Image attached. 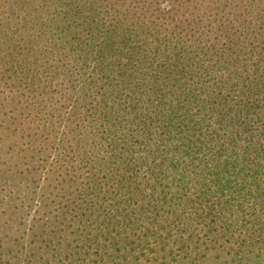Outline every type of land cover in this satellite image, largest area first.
<instances>
[{
	"label": "trees",
	"instance_id": "obj_1",
	"mask_svg": "<svg viewBox=\"0 0 264 264\" xmlns=\"http://www.w3.org/2000/svg\"><path fill=\"white\" fill-rule=\"evenodd\" d=\"M49 1L0 0V264L263 254L264 0Z\"/></svg>",
	"mask_w": 264,
	"mask_h": 264
},
{
	"label": "rangeland",
	"instance_id": "obj_2",
	"mask_svg": "<svg viewBox=\"0 0 264 264\" xmlns=\"http://www.w3.org/2000/svg\"><path fill=\"white\" fill-rule=\"evenodd\" d=\"M60 1L63 6H66L68 3L71 2V1L69 2L68 0H50L49 3L55 6ZM80 1L85 3V2H90L93 0H80ZM143 1H144V4H147V0H143ZM127 4L133 5L129 2H127ZM1 17L3 18V15H1ZM5 17L6 16H4V18ZM143 26L147 27V20L143 22ZM88 131H92V130L90 129ZM80 133L83 135L87 134L85 133V129L83 128L80 130ZM55 161H56V157L52 156L50 157L46 165H51L55 163ZM137 171L141 173L138 178V180L141 182V185H137V186H140L144 190H147V176H146L147 170L143 168V169H137ZM33 186H36V185L33 184ZM1 191H3V188L0 186V193ZM2 195L3 194H0V202H2L3 200L6 203L7 199H4ZM15 198H17V196H15ZM11 199L13 203L14 197L11 196ZM37 200L39 199H36V202ZM15 203H16L15 206L17 207V205H20L21 202L17 201ZM36 209H37V212H36ZM1 211L2 209H0V213ZM13 212H14V215L12 219L8 221V224L6 228L4 229V230H8V232L3 233L2 237H6V241H5L6 243L17 246V247H20L17 240H20L21 237H23V234L26 235L30 233V229L32 228L34 221L38 220L43 215V213H46L47 215L50 214L49 210H46V209H43L42 211L39 212L38 208H36L35 206L33 208L23 209L18 212H17V209L15 208ZM245 212L246 214L244 215V219L249 220V221H252V219H254L256 216H259L258 215L259 213L252 212L250 208L245 210ZM147 221L148 220H146L145 223L143 224L137 225V227L139 226L147 227ZM252 232H255V234L258 235V231H256L255 229ZM232 233L236 235L237 237L238 236L242 237L243 235H246L245 229H241V228L235 229ZM235 241H238V240H235ZM230 247H233L234 249L237 248L236 244ZM195 248L196 246L193 245L192 250L188 253V255H185L184 253L178 254L177 252H175L174 256H169V257H166L165 259H161V256H162L161 254H158V258L156 257L153 258L152 255L147 256V250H146L140 256L137 255L135 257H124L122 259H112L111 258L108 260V262L104 264H236L231 261L233 257L231 258V256H227L224 252H221L223 251L222 250L223 247L217 248V250H205L203 246L198 247L197 250ZM52 255H54V253H52ZM90 258H91V261L84 260L83 262H79V264H97V262L99 261V258L95 256H92ZM58 259L59 257L56 258V260ZM242 264H264V252L263 254H260L258 256L255 254L253 257L247 258L246 261H244Z\"/></svg>",
	"mask_w": 264,
	"mask_h": 264
}]
</instances>
